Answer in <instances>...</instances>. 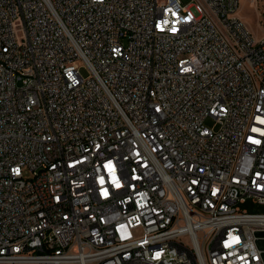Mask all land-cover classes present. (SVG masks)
I'll return each instance as SVG.
<instances>
[{
    "label": "built area",
    "instance_id": "obj_1",
    "mask_svg": "<svg viewBox=\"0 0 264 264\" xmlns=\"http://www.w3.org/2000/svg\"><path fill=\"white\" fill-rule=\"evenodd\" d=\"M241 2L0 0V264H264Z\"/></svg>",
    "mask_w": 264,
    "mask_h": 264
},
{
    "label": "rangeland",
    "instance_id": "obj_2",
    "mask_svg": "<svg viewBox=\"0 0 264 264\" xmlns=\"http://www.w3.org/2000/svg\"><path fill=\"white\" fill-rule=\"evenodd\" d=\"M183 3L188 2L189 0H182ZM259 0L257 2H252L251 0H242L241 9L239 11V17L244 21L246 26L252 32L253 36L256 39H261L264 36V28L259 22L260 20V11L263 8V4ZM82 74L88 76L89 72L87 68H82ZM206 126L213 127L214 121L211 119L206 120ZM239 206L242 209H246L250 212H264V205L258 204L254 201L253 198H248L244 203H240Z\"/></svg>",
    "mask_w": 264,
    "mask_h": 264
},
{
    "label": "water",
    "instance_id": "obj_3",
    "mask_svg": "<svg viewBox=\"0 0 264 264\" xmlns=\"http://www.w3.org/2000/svg\"><path fill=\"white\" fill-rule=\"evenodd\" d=\"M260 246H261V247H264V245H263L262 243L260 244Z\"/></svg>",
    "mask_w": 264,
    "mask_h": 264
}]
</instances>
